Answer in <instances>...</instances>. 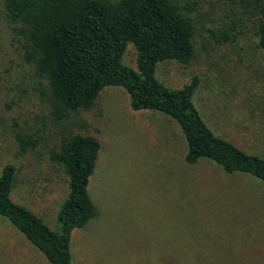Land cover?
Instances as JSON below:
<instances>
[{"label":"rangeland","instance_id":"374dc122","mask_svg":"<svg viewBox=\"0 0 264 264\" xmlns=\"http://www.w3.org/2000/svg\"><path fill=\"white\" fill-rule=\"evenodd\" d=\"M255 39L250 32L231 46L200 39L187 64L162 60L154 75L164 85L178 87L196 74L191 100L204 123L264 159V51L255 47ZM134 59L128 45L121 60L134 69ZM42 87L45 81L21 58L0 0V169L5 163L15 167L10 198L56 229L67 177L46 150L52 144L57 148L55 135L63 132L87 134L100 144L87 181L93 216L70 233L71 264H147L140 255L144 241L163 232L153 225L173 222L215 228L210 232L216 236L205 243L212 249L207 264H264L263 182L246 173H226L204 158L187 164L186 142L175 120L156 110H130L119 86L101 88L88 106L65 109L57 119L39 95ZM15 132L38 143L18 153ZM20 259L48 264L0 216V264H22Z\"/></svg>","mask_w":264,"mask_h":264},{"label":"trees","instance_id":"16d2710c","mask_svg":"<svg viewBox=\"0 0 264 264\" xmlns=\"http://www.w3.org/2000/svg\"><path fill=\"white\" fill-rule=\"evenodd\" d=\"M2 17L21 58L45 81L38 92L53 118L65 109L88 106L105 86H119L130 110H156L175 120L186 142L187 164L204 158L226 173H246L264 183V159L214 134L202 120L191 100L196 74L178 87H168L154 75L159 61L187 64L200 39L231 46L250 32L255 47L264 51V0H2ZM128 45L135 53L134 69L121 60ZM55 136L58 146L48 147L47 158L60 164L67 177L56 229L10 198L11 163L0 169V216L48 264H71L70 233L93 216L87 181L100 144L87 134ZM13 139L18 153L38 143L20 132Z\"/></svg>","mask_w":264,"mask_h":264},{"label":"crops","instance_id":"0c3cea01","mask_svg":"<svg viewBox=\"0 0 264 264\" xmlns=\"http://www.w3.org/2000/svg\"><path fill=\"white\" fill-rule=\"evenodd\" d=\"M208 226L211 224L202 222L153 225V229L163 232L158 236L154 235L151 239L146 238L145 248L140 255L147 257V264H207L212 261V249L205 243L208 237L216 236L210 232L215 228ZM137 241L139 242L140 239L138 238ZM33 254L40 263L39 256L34 252ZM20 260L25 264L23 259Z\"/></svg>","mask_w":264,"mask_h":264}]
</instances>
